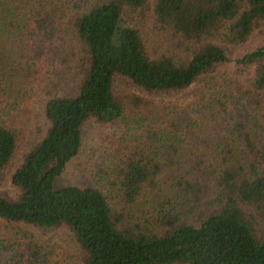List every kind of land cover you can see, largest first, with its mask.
I'll list each match as a JSON object with an SVG mask.
<instances>
[{
  "label": "trees",
  "instance_id": "16d2710c",
  "mask_svg": "<svg viewBox=\"0 0 264 264\" xmlns=\"http://www.w3.org/2000/svg\"><path fill=\"white\" fill-rule=\"evenodd\" d=\"M119 76L168 98L120 97ZM0 89L13 103L36 92L43 121L9 175L16 196L0 194L3 232L64 229L77 264H264V0H0ZM122 116L116 207L94 186H55L82 129ZM19 132L0 115V182ZM11 237L0 264H60L30 231Z\"/></svg>",
  "mask_w": 264,
  "mask_h": 264
},
{
  "label": "rangeland",
  "instance_id": "374dc122",
  "mask_svg": "<svg viewBox=\"0 0 264 264\" xmlns=\"http://www.w3.org/2000/svg\"><path fill=\"white\" fill-rule=\"evenodd\" d=\"M140 13L141 16L138 17L139 28L143 32V37L149 38L152 36L151 31H154L151 28V4L141 8ZM148 41L149 45H146L147 48L152 44L150 40ZM259 42V38L253 34L244 44L232 48L228 56L231 59L240 57L242 54L254 49ZM148 52L151 51L149 50ZM231 70L232 63L219 67L220 73ZM246 76L247 74L243 75L244 78ZM32 88L33 91L37 89L33 85ZM113 92L120 97L127 94H136L154 101L165 97L150 96L139 90L129 79L120 76L116 77L113 82ZM181 93L191 94L190 90ZM36 94V92L31 94V96L23 94L21 98L16 99L13 103L12 98L14 95L7 97L0 89V115L7 121L12 120L20 131V137L14 152L2 171L3 179L0 182V194L4 197L14 198L16 196L17 190L10 184L9 175L19 164L27 146L36 136L37 126L43 125V121L38 118L39 115L37 114L39 107L34 104ZM129 126L130 124L124 116L108 124L91 123L85 126L82 129V144L79 152L68 161L62 173L55 179L54 185L76 184L94 186L106 196L112 209L116 207L115 191L113 190L115 187L111 184L113 176L111 168L117 158V156L114 157V149L120 145V142L124 145L126 141L130 140ZM8 228V232H3L2 226H0L1 233L6 237L12 239V232L21 233L28 230L36 238L46 241L51 246V249H54L56 253L54 257L60 264H77L73 243L64 229L44 232L18 224H13Z\"/></svg>",
  "mask_w": 264,
  "mask_h": 264
}]
</instances>
